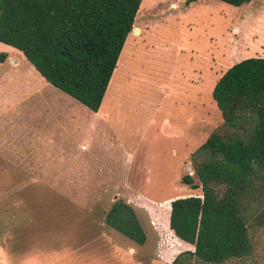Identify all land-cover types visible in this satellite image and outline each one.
Masks as SVG:
<instances>
[{"label":"rangeland","instance_id":"1","mask_svg":"<svg viewBox=\"0 0 264 264\" xmlns=\"http://www.w3.org/2000/svg\"><path fill=\"white\" fill-rule=\"evenodd\" d=\"M0 52V264H172L192 250L168 226L170 201L202 194L181 177L209 134L228 129L216 81L264 57V0H141L97 112L20 51L0 42ZM117 198L144 244L105 223ZM249 222L254 252L219 264H260L264 225Z\"/></svg>","mask_w":264,"mask_h":264},{"label":"trees","instance_id":"2","mask_svg":"<svg viewBox=\"0 0 264 264\" xmlns=\"http://www.w3.org/2000/svg\"><path fill=\"white\" fill-rule=\"evenodd\" d=\"M221 1L240 6L251 0ZM140 4L0 0V42L20 51L47 83L97 112ZM5 56L0 52V62ZM211 95L228 129L209 134L192 154L193 173L181 177L202 194L170 201L168 226L193 247L172 264H192L193 258L206 264L246 258L255 249L250 218L256 228L264 225V57L231 65ZM104 221L131 242L145 243L136 212L124 200L112 202Z\"/></svg>","mask_w":264,"mask_h":264},{"label":"bare ground","instance_id":"3","mask_svg":"<svg viewBox=\"0 0 264 264\" xmlns=\"http://www.w3.org/2000/svg\"><path fill=\"white\" fill-rule=\"evenodd\" d=\"M137 29L134 31L136 33Z\"/></svg>","mask_w":264,"mask_h":264},{"label":"water","instance_id":"4","mask_svg":"<svg viewBox=\"0 0 264 264\" xmlns=\"http://www.w3.org/2000/svg\"><path fill=\"white\" fill-rule=\"evenodd\" d=\"M191 167H189V169H190Z\"/></svg>","mask_w":264,"mask_h":264}]
</instances>
